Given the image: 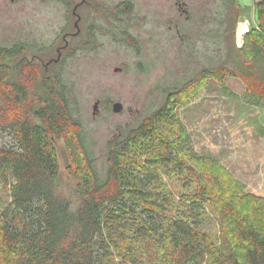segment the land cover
Returning a JSON list of instances; mask_svg holds the SVG:
<instances>
[{"label":"trees","instance_id":"trees-1","mask_svg":"<svg viewBox=\"0 0 264 264\" xmlns=\"http://www.w3.org/2000/svg\"><path fill=\"white\" fill-rule=\"evenodd\" d=\"M222 2L224 57L167 87L160 106L110 139L103 168L67 71L74 52L46 68L23 56L46 61L52 44L0 42V129L15 139L0 145V264L137 263L148 247L163 264H264V195L247 191L220 161L194 152L176 111L208 78L224 86L236 77L248 102L264 106V0L253 8ZM253 9L256 25L238 46L237 25ZM131 37L126 41L136 45ZM105 104L111 108L112 101ZM60 139L76 204L58 190ZM163 175L181 181L177 201ZM209 211L220 235L204 230Z\"/></svg>","mask_w":264,"mask_h":264},{"label":"rangeland","instance_id":"rangeland-1","mask_svg":"<svg viewBox=\"0 0 264 264\" xmlns=\"http://www.w3.org/2000/svg\"><path fill=\"white\" fill-rule=\"evenodd\" d=\"M95 1L101 11L107 12V7L118 0ZM132 1L136 18L123 24L129 34L114 29L102 14L103 18L98 17L93 25L91 38L85 26L68 52L74 54L68 58L67 71L77 82L81 116L100 168L105 165L104 151L110 139L160 106L167 87L185 82L202 67L221 61L226 50L221 23L226 8L222 0H182L187 3V13L175 0ZM239 1L254 7L255 0ZM72 3L0 0V42L29 40L51 45L56 38L61 43L58 34L63 26L64 31L75 30ZM256 22L254 9L242 15L236 28L238 46L243 45L245 34ZM129 35L136 45L126 41ZM53 48L49 52L55 55ZM116 67L122 69L115 71ZM245 91L244 83L236 77H228L224 86L208 78L176 111L194 152L220 161L245 183L247 191L264 195V106L249 103ZM98 99L101 102L94 115ZM109 100L121 101L123 110L114 112L112 105L107 108L105 102ZM13 144V136L0 129V145ZM56 145L61 167L58 190L76 204V180L66 168L69 158L65 142L60 139ZM162 181L164 187L175 191L177 201L183 191L181 181L168 175H163ZM203 227L210 234L217 233L211 211L205 215ZM148 248L141 260L134 255L137 263L117 258L114 264H163L158 252Z\"/></svg>","mask_w":264,"mask_h":264},{"label":"flooded vegetation","instance_id":"flooded-vegetation-1","mask_svg":"<svg viewBox=\"0 0 264 264\" xmlns=\"http://www.w3.org/2000/svg\"><path fill=\"white\" fill-rule=\"evenodd\" d=\"M58 2L64 3L65 0H54ZM129 3V7L126 8L124 4ZM175 4L179 6L181 11L183 13H187L189 10L187 9L186 5L187 3L182 0H175ZM73 7L71 16L74 17V27L75 30H69L64 31V26L61 28L60 33L58 34V37L61 36V43H58L56 38L52 42L53 45V51L56 53L55 56L51 55L46 61L39 56L37 53H32L30 56L26 55L23 56L24 58L31 60L33 59H39L42 61V63L45 64L46 68H48L49 61H55V59L60 55V58H62L65 54L69 52V49L71 48L70 45L74 40L78 41V37L82 35L83 29H86L87 36L91 38L93 33V25H95V21L98 17L103 18L102 14L106 16V20L109 21L110 25L115 28H123V24H126L127 21L130 19L132 21L133 18H136V6L134 1L132 0H118L115 5L108 6L106 11H101L100 7L96 4L95 0H73ZM78 22V25H77ZM85 29V30H86ZM57 37V38H58ZM60 38V37H59ZM69 54V53H68ZM59 58V59H60ZM57 62V61H55Z\"/></svg>","mask_w":264,"mask_h":264},{"label":"water","instance_id":"water-1","mask_svg":"<svg viewBox=\"0 0 264 264\" xmlns=\"http://www.w3.org/2000/svg\"><path fill=\"white\" fill-rule=\"evenodd\" d=\"M77 25H78V22H77ZM59 58H60V55L55 59V61H58ZM50 63H51V61H49L46 64L49 65ZM121 69L122 68H120V67H116L115 71H120ZM100 102H101V100L98 99V100H96V102L94 104V115L97 113V108H98ZM123 108H124V105H123V103L121 101H115V102L112 103V109H113L114 112H120V111L123 110Z\"/></svg>","mask_w":264,"mask_h":264}]
</instances>
